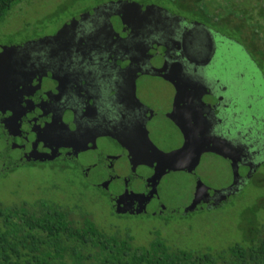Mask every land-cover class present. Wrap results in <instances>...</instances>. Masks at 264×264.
<instances>
[{
  "label": "flooded vegetation",
  "instance_id": "obj_1",
  "mask_svg": "<svg viewBox=\"0 0 264 264\" xmlns=\"http://www.w3.org/2000/svg\"><path fill=\"white\" fill-rule=\"evenodd\" d=\"M117 1L103 2L83 14L94 10L89 16L97 17L105 10V4ZM156 10L142 12L131 7L119 16L113 14L110 22L119 37L114 36L117 39L107 43L111 35L104 24L97 26L89 21V31L76 27L62 32L65 26L72 27L83 14L74 18V23L72 19L68 20L52 32H35L22 41L12 39L10 35L0 38V174H13L27 168L40 169V166L52 164L75 167L89 178L94 169H98L100 175H104L93 184L108 198L115 215L125 216L123 218L126 219L132 216L164 219L184 216L181 211L183 207H180L182 204H170L165 196L173 187L171 176L187 172H167L154 187L152 184L156 181L151 179L158 162L134 165L128 146L120 145L105 131L99 128L97 131L95 126L103 109L112 111L110 109L120 102L119 96L127 94L125 90L121 93V89L129 85L128 78H117L115 82L121 86L118 87L114 81H109V77L103 79L101 76L107 74L109 68H116L114 73L121 74L119 59L125 61L128 55L133 57L131 46L145 36L144 33L140 36L134 34L139 32L137 29L141 25L148 23V18L143 20L142 13L152 14L154 19L151 18L150 24L155 22V28H165L173 38L176 33L179 34L176 47L189 48L196 55L201 54L194 64L212 75L210 70L216 58L210 61L211 64H206L209 50L213 47V38L224 35L207 25L186 22L179 15L171 14L169 18L166 14L160 16V10ZM200 32L208 35L205 38V51L197 50L198 46H194L195 35ZM127 43H130V47ZM158 50L153 45L148 53ZM116 54L119 55L115 58ZM201 60L203 63L200 64ZM176 74L175 70L172 75ZM186 76L188 78L172 76L169 81L152 77L134 85L130 100H133L136 110L137 106H146L145 112L140 113H144L146 124L142 128L126 131L131 145L144 147L146 134L142 136L141 132L146 130L158 148L162 149V145L171 150L180 147L182 140L176 123L179 118L186 119L187 125L195 124L197 132L220 136V127L225 125L220 118V109L230 114L234 111L233 102L228 104L221 93L225 92L226 96H233L234 93H227V85H221L220 78L213 76L212 83H208L196 74L187 72ZM155 81L163 82L170 88L161 98H156L152 93ZM217 82L220 92H210L211 88L215 90ZM96 106L100 107L99 113ZM160 116L165 120L161 121L163 125L154 127ZM155 134L160 140L154 138ZM145 147L149 149L147 142ZM119 163H124L127 173L121 175L116 171ZM256 171L247 175L252 177ZM191 175L196 182L199 178L197 173Z\"/></svg>",
  "mask_w": 264,
  "mask_h": 264
},
{
  "label": "rangeland",
  "instance_id": "obj_2",
  "mask_svg": "<svg viewBox=\"0 0 264 264\" xmlns=\"http://www.w3.org/2000/svg\"><path fill=\"white\" fill-rule=\"evenodd\" d=\"M106 1L111 0H20L0 21V38L10 35L12 39L22 41L35 32H52L68 20ZM132 1L150 3L170 14L179 15L186 22L204 24L218 32L221 30L238 42L234 44L220 40L219 36L213 38L215 47L220 50V57L210 72L220 78L221 85H227L229 93H234L232 98L237 99L240 105L233 114L220 109V118L225 124L220 127V136L240 145L248 160L235 169L228 159L205 153L196 169L199 178L217 193L216 198L218 195H227L228 199L225 203L222 201L223 204L220 202L221 207L199 210L188 218L132 216L126 219L114 214L108 198L94 185L104 175H100L98 169H94L86 178L75 167H53L48 164L44 168H27L1 176L0 202L14 205L39 198L52 199L70 210L73 217L87 215L107 231L124 234L126 229H130L134 243L139 246L147 245L159 234L170 245L180 248L206 251L209 248L227 247L235 241H241L243 226L255 224L253 215L248 212L250 207H256L257 224H264V186L259 181L264 178V73L254 64L255 60L244 41L239 39L247 36V31L249 34V31L258 30L256 34L264 36V0ZM207 37V33L202 32L195 35L194 46H198L197 50H207ZM154 83L152 93H155L156 98H161L170 89L163 82ZM221 94L227 102L226 93ZM162 120L160 116L154 127L163 125ZM154 138L160 140L156 134ZM167 149L162 145V150ZM258 167L262 174L244 189L247 171L252 175ZM116 171L123 175L128 170L124 163H119ZM234 173H239L242 180L236 181L238 177ZM170 180L173 187L165 200L175 205L189 202L194 192L195 178L191 174L180 173L171 176Z\"/></svg>",
  "mask_w": 264,
  "mask_h": 264
},
{
  "label": "trees",
  "instance_id": "obj_3",
  "mask_svg": "<svg viewBox=\"0 0 264 264\" xmlns=\"http://www.w3.org/2000/svg\"><path fill=\"white\" fill-rule=\"evenodd\" d=\"M19 1L0 0V21ZM256 33L247 31L239 39L264 73V36ZM220 34L233 39L221 30ZM261 174L257 170L244 189ZM259 181L264 186V178ZM248 212L255 224L242 227L241 241L202 251L170 245L159 234L147 245H136L130 229L124 234L107 231L87 215L73 217L52 199L14 205L0 202V264H264V224L256 222L255 205Z\"/></svg>",
  "mask_w": 264,
  "mask_h": 264
},
{
  "label": "water",
  "instance_id": "obj_4",
  "mask_svg": "<svg viewBox=\"0 0 264 264\" xmlns=\"http://www.w3.org/2000/svg\"><path fill=\"white\" fill-rule=\"evenodd\" d=\"M107 5L110 8H105V10H102L101 13L99 12V16H89L93 13L94 10L88 12L89 14H83L79 19L80 21L77 20L76 23H74L75 20H72V23H74L73 26H65V28H63L65 30H63L62 32H67V30H74L76 27L84 31H89L90 29H88V27L90 21L92 24H96L97 26L105 25L107 32L109 31V34L111 35L110 39L106 40L107 43L109 41H114L117 39L116 37H119V33L114 31L113 26L110 22V18L113 14L119 16L128 8L135 7L141 10L142 12H150L155 11L157 9L161 12L160 16H163L165 14L166 16L168 15L167 18L171 16V14L168 13L166 10L155 5L141 6L136 2H129L128 0H119L116 3H108ZM102 9H104V7ZM157 10L156 12H158ZM142 15L144 16L143 20L145 18H148V23L146 22V26L141 25L140 29H137L139 30V32L134 34L140 36L142 35V33H144L145 36L144 38L139 40L137 44L131 46V49L133 51V53L131 52V54L133 57L131 58L128 55L125 61H122L121 58L119 59V61L121 62L119 64L118 69L122 70L121 74L118 75L114 73L116 68H109L107 74L101 76L103 79L109 77V81L114 82L119 77L128 78L127 83H129V85L121 89V93L123 92V90H125V93L127 94L119 96L118 101L120 102H118L114 108L112 107L110 109L112 111L108 112L103 109L101 117H99V122L95 124L96 130L98 131L97 128H99L100 130L105 131L109 136L115 138L120 145L122 144L125 147L128 146L127 148L131 157V162L134 165H153L154 162L157 161V170L151 179L152 181H156L154 184H152L154 187H156L157 183L167 172L174 171L187 172L190 174H192L193 172L196 173V169L199 166L201 158L205 153H213L222 156L223 158L228 159L230 161L232 168L238 169L241 163H243V161L246 159L243 152V148L240 145L234 144L232 141L223 136H216L204 134L203 132H197L196 125L192 123H189V125H187L185 123L186 119L184 118H179V120L176 121L182 140V145L180 147L174 148L172 150H162L158 148V146L153 144L146 130L142 131L141 134L142 136L146 134V141L144 142V144L146 146L147 142L149 145V149H147L145 146L140 147L138 145H131V141L128 140V134L126 131L129 129H134L135 127L142 128L146 124L144 120V113L143 115H140L142 111L146 110V106H137L138 108L136 110L133 105V100H130L131 96L134 94V85H136L137 82L146 81L148 80V78L152 77H159L167 81H169L172 76L186 78L187 72L189 74H196V76H199L203 80H206V82L208 83H212L211 79L213 78V75L202 71L201 66L194 64V61L199 58L201 54L196 55V53L189 48L182 49L176 47V44H178L176 38L177 36H179V34L176 33L175 38H173L172 34H167L168 32H166L165 28H155V22L150 24L151 18H153V16H151V13H142ZM166 19H164V21ZM124 23L126 24V22ZM99 29H101V27H99ZM220 40H225L231 43L234 42L233 39H230L228 37L226 38V36L221 35ZM212 41L213 47L211 50H209L210 54L206 64L216 58L212 62L213 66L216 62L219 61L218 56L220 57V50L217 47L216 51L214 40ZM127 44L130 47V43ZM153 45L157 46L159 50L155 53L150 54L148 53V49L152 48ZM118 55L119 54H116L115 58ZM254 64L256 63L254 62ZM175 70L177 71V74L172 75ZM110 72L111 74H109ZM218 85L219 83L217 82L215 88L216 91L211 88L210 92H214L216 94L218 93V90L220 92V88H218ZM117 86L121 87L118 84ZM122 97L123 100H121ZM232 97H234V95H227V102L228 104H231L233 102V110L236 111L237 109H239L240 105L238 100ZM128 100L131 101L130 104H128ZM96 108L98 109L99 113L100 107L96 106ZM125 141L128 144L124 143ZM148 151L150 152V154H148ZM234 174L235 177H238L235 178L236 181L242 180L243 177L240 176L239 173ZM246 178L247 184L251 176L247 175ZM211 192H213V194H211ZM156 193L157 190H155V194ZM216 195L217 193L215 191H212L207 184H205L200 178H198L196 182L194 181V192L193 195L189 198L190 201L187 203H179L182 204V206L180 207H183L181 210L183 215L194 212L196 210H205L221 207L222 204L226 202L228 197L227 195H218L216 198ZM220 202L222 204H220Z\"/></svg>",
  "mask_w": 264,
  "mask_h": 264
}]
</instances>
